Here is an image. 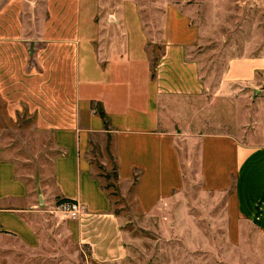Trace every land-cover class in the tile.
<instances>
[{
    "label": "crops",
    "instance_id": "1",
    "mask_svg": "<svg viewBox=\"0 0 264 264\" xmlns=\"http://www.w3.org/2000/svg\"><path fill=\"white\" fill-rule=\"evenodd\" d=\"M103 1L44 0L41 21L38 0H0V99L11 117L26 109L52 134L60 151L53 161L57 198L82 205L79 217L65 220L71 241L89 250L86 261L117 264L129 258L122 215L86 155L93 140H100L103 151L109 142L125 197L133 193L137 175L134 200L148 219L166 216L165 207L183 196L187 166L179 132H201L188 140L200 146L204 189L225 192L234 185V216L264 235V116L245 123L238 113L231 126L216 130L202 119L220 98L227 108L237 103L234 95L247 82L238 77L261 64L230 62L209 98L212 86L203 78L201 56L192 54L201 36L189 13L168 2L161 37L153 40L137 0L109 6ZM132 9L136 17L130 20ZM157 41L162 53L153 65L149 46ZM245 132L257 139L247 140ZM101 162L108 166L109 159ZM54 212L59 213L49 207V220ZM46 214L32 201L15 163L0 156V247L39 249L44 232L36 218ZM7 240L14 244L5 245Z\"/></svg>",
    "mask_w": 264,
    "mask_h": 264
},
{
    "label": "rangeland",
    "instance_id": "2",
    "mask_svg": "<svg viewBox=\"0 0 264 264\" xmlns=\"http://www.w3.org/2000/svg\"><path fill=\"white\" fill-rule=\"evenodd\" d=\"M116 1L104 0L103 3L109 6ZM124 1L135 0H121V3ZM137 1L142 22L153 40L161 37L168 2L189 13L201 36L192 54L201 56L203 78L212 86L207 97L216 94L221 76L230 62L238 63L246 59L261 64L255 72L250 71L245 76L242 73L245 78L241 74L238 77L240 81L247 82L234 95L238 97L237 103L233 101L227 108L220 98L214 101L212 107H207L209 115L202 118L208 124L207 129L228 128L238 119V113L245 123H252L254 117L264 116V0ZM43 2L38 0L36 12L41 21L46 15ZM127 16L130 20L136 17L134 11L133 15L128 12ZM109 19H114L112 13ZM102 45L103 42H100L98 46L101 52L105 49ZM161 45L162 42L157 41L149 46L153 65L162 53ZM242 109L245 110L241 112ZM168 124L164 125L167 127ZM173 125L174 122L171 127ZM179 133L182 136L179 147L187 166V181L183 196L173 203L171 209L165 207L164 217L149 215L147 219L140 215L133 195L137 175L131 184V196L123 195L109 142L103 151L100 140L94 139L86 153L93 172L113 194L115 209L121 213L128 234L129 258L117 264H264V235L251 222H239L233 214L234 185L225 192H211L203 187L199 174L200 146L198 143L190 145L188 140L201 132ZM245 133L247 140L257 139L253 137V132ZM59 152L53 144L52 134L37 126L32 113L23 109L17 117H11L0 99V156L15 163L17 176L24 179L31 189L32 201L47 210L46 215L36 218L44 232L41 247L36 251L0 247V264H98L91 259L86 261L89 250L74 244L67 233V217L58 207L60 199L57 198L54 181L53 161ZM104 156L109 159L108 166L101 162ZM49 207L59 212H54L56 217L50 220ZM230 241L237 245H229ZM3 243L8 246L14 244L10 240Z\"/></svg>",
    "mask_w": 264,
    "mask_h": 264
},
{
    "label": "built area",
    "instance_id": "3",
    "mask_svg": "<svg viewBox=\"0 0 264 264\" xmlns=\"http://www.w3.org/2000/svg\"><path fill=\"white\" fill-rule=\"evenodd\" d=\"M58 207L68 218H77L82 211L81 203L76 200L63 201Z\"/></svg>",
    "mask_w": 264,
    "mask_h": 264
},
{
    "label": "trees",
    "instance_id": "4",
    "mask_svg": "<svg viewBox=\"0 0 264 264\" xmlns=\"http://www.w3.org/2000/svg\"><path fill=\"white\" fill-rule=\"evenodd\" d=\"M155 64V63H154ZM101 113V115L104 117V118H106V113L104 112V111H101L100 112ZM114 169H115V172H116V168L114 167ZM117 173V172H116ZM117 176H118V174H117ZM107 188V187H106ZM111 195L113 196V194L111 193ZM117 195V194H116ZM63 201H71V199H68V198H62V199H60L59 201H58V203L60 204V203H62Z\"/></svg>",
    "mask_w": 264,
    "mask_h": 264
}]
</instances>
